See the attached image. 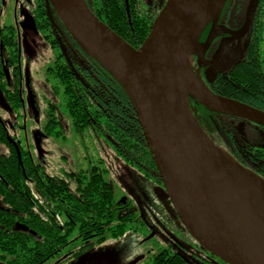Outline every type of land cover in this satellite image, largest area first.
<instances>
[{"label": "trees", "instance_id": "trees-1", "mask_svg": "<svg viewBox=\"0 0 264 264\" xmlns=\"http://www.w3.org/2000/svg\"><path fill=\"white\" fill-rule=\"evenodd\" d=\"M85 1L96 17L135 49H139L150 35L166 2ZM40 3H44V0ZM42 7L43 12H38L35 28L43 33L44 40L55 52V58L47 67L46 79L62 89L63 104L74 129L77 132L90 128L99 131L135 174L144 177L148 183H158L164 191L143 130L122 85L78 44L54 11V21H51L45 5ZM54 23L61 25L68 38L69 47L66 46V50L60 47ZM210 23L213 20L206 27ZM205 28L198 37L199 41ZM1 43L4 52L11 53L5 54L7 66L0 62V86L6 90L13 105L20 106L22 99L15 68L12 69L15 83H8L6 78L7 72L18 63L19 58V44L13 28L1 31ZM255 85L251 79L242 78L238 83L228 81L222 85L220 82L211 91L258 109L254 105L264 103L259 97L264 87L255 90ZM189 106L196 122L219 149L225 151L241 168L264 180V135L260 144L245 141L236 127L239 120L245 119L215 111L192 96H189ZM47 118L45 135L63 138L64 127L61 117L56 114L55 105H50ZM247 122L258 126L264 133V127ZM0 142L9 149L7 156H0V195L5 204L4 208H0V262L44 264L68 247L73 233L83 242L81 238L89 236H111V229L120 230L116 233L119 235L126 232L122 230V225L116 223L127 218L119 210L125 202L115 201L111 184L95 169L90 173L71 174L72 181L76 182L75 191H72L71 180L43 174L23 150L19 157L14 146L8 142L2 121ZM162 197H165L164 192ZM143 203L152 204L156 200L144 193Z\"/></svg>", "mask_w": 264, "mask_h": 264}, {"label": "water", "instance_id": "water-1", "mask_svg": "<svg viewBox=\"0 0 264 264\" xmlns=\"http://www.w3.org/2000/svg\"><path fill=\"white\" fill-rule=\"evenodd\" d=\"M45 1L49 15L54 11L78 44L122 85L164 190L188 234L226 264H264V189L252 187L244 176L248 173L264 180L241 168L225 151L242 176L230 173L208 157L209 152L193 138L186 119L175 113L170 95L171 76L175 74L187 88L190 118L204 134L190 110L189 96L225 113L210 106L197 89L187 87L180 61L183 55L190 60L194 54L203 60L213 39L226 31L217 22L227 0H167L139 49L96 17L85 0ZM258 1L251 0L247 24L241 32L233 33L235 36L249 32ZM211 20L215 27L207 44H202L198 37ZM219 61L214 63L212 73ZM197 80L207 90L208 99L246 108L254 115L225 114L264 127L263 111L217 95L199 77ZM207 138L215 150L223 151ZM130 193L140 203L137 195Z\"/></svg>", "mask_w": 264, "mask_h": 264}, {"label": "flooded vegetation", "instance_id": "flooded-vegetation-1", "mask_svg": "<svg viewBox=\"0 0 264 264\" xmlns=\"http://www.w3.org/2000/svg\"><path fill=\"white\" fill-rule=\"evenodd\" d=\"M20 1L23 5L21 14L26 16V25L31 29L39 31L35 28V24L37 23L36 19L38 18V12H43V4L47 10L49 19L54 21L53 12L50 16L45 0L44 3H40L41 0H16L15 3L18 4ZM162 1L163 0H156V3ZM250 2L251 0H227L217 22V26L226 29V31H221L213 39L212 44L204 53L203 60H201V57L196 54L190 56L192 66L196 67L197 77H199L212 91L215 90L220 82L222 85L228 81L231 83H238L242 78H249L255 82V87L257 88L255 90H258V88L260 90V88L264 87V0L258 1L249 32L240 36H235L233 34L241 32L247 24ZM56 24L54 23V27L58 34L60 47L65 49L66 46L69 47L68 38L64 35L61 25L59 23ZM214 27L215 25L213 22L205 28L200 39L202 44H207ZM13 29L15 30L16 40L18 42L17 30L15 28ZM2 52L3 54H0V62L4 64V66H7L8 62L5 57L4 49ZM233 55H235L234 57L236 58L232 65L229 66V59ZM219 59L220 61L212 73L214 63ZM15 71L17 72V70ZM13 73V70L7 72L9 77H11L10 81L7 79L8 82L12 81ZM245 74H249L250 76H246ZM260 94V99L264 101V91ZM254 106L264 112L263 102H257ZM0 121L3 122L1 118ZM236 127L241 138L245 141H250L256 144L262 142L264 133L258 128V126L250 124L246 120H239V124L236 123ZM4 128L8 142L14 146L18 156H21V150H23L31 157V154L23 149L21 143L17 142L15 138L8 134L5 124ZM8 154H1L0 156H7ZM131 174L134 178L141 179V181H139V191H131L137 195L140 203H138L131 195L132 198H128L127 201H122L125 202V204L119 207V210H121L120 214L127 218L125 220H119L116 223L122 225V230H125L126 232L119 235L116 233L120 230L111 229V236H101L97 238L94 237L96 235L89 236L81 238L83 242L79 241L80 238L76 235V239L71 241L64 251L56 254L44 264H72L85 255H90L92 264H95L96 262L97 264H115L117 260H114L113 263L112 258L110 259V256L107 253V251H110L108 248L113 249L112 247L114 246V243L124 240L128 235L137 239L140 249L134 252L131 257L125 258L122 264H226L222 260L205 251L188 234L179 218H175L177 215L172 204H160L157 202L152 204L143 203L144 193L150 197V194L145 189L146 186L144 185L148 184V181L144 177L135 174L133 170ZM29 183L30 182H28V184ZM152 184L153 186L161 187L158 183ZM29 186H32V184ZM141 194H143V196ZM164 194H166V192H164ZM160 197H162V193L160 194ZM23 228L28 230L26 227ZM101 258L106 260L102 263L98 262ZM117 264H119V262H117Z\"/></svg>", "mask_w": 264, "mask_h": 264}, {"label": "rangeland", "instance_id": "rangeland-1", "mask_svg": "<svg viewBox=\"0 0 264 264\" xmlns=\"http://www.w3.org/2000/svg\"><path fill=\"white\" fill-rule=\"evenodd\" d=\"M15 1L0 0V54H3L1 31L4 28L17 30L19 44L18 63L12 66L9 72L14 67L18 70V89L22 104L13 105L6 90L0 86V118L8 134L20 142L23 149L31 154L34 164L40 166L43 173L71 180L72 191H75L76 182L72 181L71 174L90 173L95 169L107 183L111 184L115 201H127L128 198H132L130 193L132 190L139 191L141 179L132 176V170L117 155L112 143L99 131L90 128L77 132L74 129L63 104L62 89L46 79V70L55 58V52L49 48L43 33L26 25V16L21 14L22 2L17 4ZM7 53L11 51H6L5 54ZM191 70L197 79L196 67L191 65ZM10 78L7 74L9 81ZM11 83H15V78ZM51 104L55 105L56 114L61 117L64 127L63 138L45 136L44 129ZM1 154H8V148L0 142ZM144 185L150 197L157 203L171 204L167 194L164 198H160V194L165 191L158 186H153L152 183ZM4 206L0 197V208ZM75 239L76 233L71 236L70 240ZM113 245V249L108 248L110 251L107 253L113 263L117 260L119 264L140 249L137 239L129 235ZM104 260L106 259L101 258L98 262L102 263ZM0 264H5V262ZM72 264H92V259L90 255H85Z\"/></svg>", "mask_w": 264, "mask_h": 264}, {"label": "bare ground", "instance_id": "bare-ground-1", "mask_svg": "<svg viewBox=\"0 0 264 264\" xmlns=\"http://www.w3.org/2000/svg\"><path fill=\"white\" fill-rule=\"evenodd\" d=\"M180 72L186 81L187 87L190 89H197L210 106L215 107L217 110L225 113H242L248 116L254 115L246 108L238 107L237 105H230L229 103H217L211 99H208L206 97L207 90L200 86L199 81L193 76L194 74L191 70V63L186 55H183L181 58ZM186 90L187 88H185L179 81L178 77L173 74L171 76L170 95L175 113L186 119L187 127L192 133L193 138L209 152L208 157H210L217 164L225 166L230 173L239 174L242 176L239 172L237 164L233 162L224 151L215 150L207 136L195 123L192 122L189 114ZM244 177L249 181L247 182L251 184L252 187L264 189V182L262 180L251 176L248 173H246Z\"/></svg>", "mask_w": 264, "mask_h": 264}]
</instances>
